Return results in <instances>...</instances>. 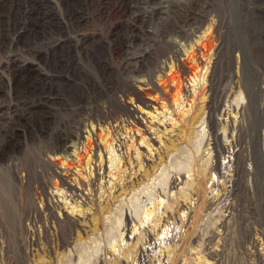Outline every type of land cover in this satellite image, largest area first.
<instances>
[{
    "label": "rangeland",
    "instance_id": "1",
    "mask_svg": "<svg viewBox=\"0 0 264 264\" xmlns=\"http://www.w3.org/2000/svg\"><path fill=\"white\" fill-rule=\"evenodd\" d=\"M178 2L184 6L189 3ZM114 5L116 10L110 13ZM198 8L202 25L187 27L180 33L159 31L154 25L156 15L149 0H68L66 3L16 0L13 14L3 21L0 19V55L8 60L12 53L17 54L16 63L11 62L14 66L0 64V101L9 106L3 111L0 131V136L6 137L5 145L0 147V264H116L115 256L125 257L123 248L133 245L144 228L152 232L154 239L142 245L146 241L142 238L134 247L143 246L142 259L132 252L123 264H172V250L180 247L188 227L192 232L191 243L180 254L179 264H264V0H199ZM19 9L39 10V13L25 12L15 29ZM170 17L171 22L177 19L175 14ZM24 20L28 25L19 39L17 30L25 25ZM206 37L212 44L209 54L202 59L207 63L205 66L201 63V73L186 81L188 97L186 93L174 105L171 101L155 102L162 99L157 83L154 94L147 96L152 106L129 93L130 80L124 72L127 53L151 48L149 73L143 77L148 79L152 72L156 81L167 75L178 78L182 74L181 61L188 63L187 59H191L192 63L201 58L194 49ZM47 48H57L55 61H59V54L73 61V65L77 61L76 70L71 67L70 72L63 73L71 81L66 85L83 84L81 87L89 91L91 95L84 104L78 102L79 98H71L73 105L63 108L60 92L53 93L50 102L43 99L46 88L42 75L50 71L41 57ZM81 48H98L97 60L85 59ZM218 48L225 51L217 56ZM53 68L59 70L58 65ZM213 68L217 80L212 104L219 108L230 103L234 108L244 104L248 137L261 152V167L256 170L252 146L248 145L246 173L238 196L234 193L237 147L231 145V136L224 129V123L231 124L234 119L226 120L220 111L215 114L222 120L218 126L219 140L228 146L218 157L211 135L207 137L206 122L192 125L194 118L207 114L210 92L203 93V98L198 94L202 90L200 85L209 88ZM54 74L56 86L60 87L59 72ZM107 78H113V83L109 84ZM87 79L100 83L98 92L89 89ZM79 91L78 87L74 89L76 94ZM93 97L98 98L97 102ZM25 104H30V109ZM78 107L90 110L89 117L81 115ZM127 111H131V116ZM100 113L110 118L114 139L105 144L94 136L95 145L98 142L100 146L94 147L93 162L86 169L85 162L72 169L73 175L85 184L90 179L94 181L92 187H82L73 176L71 182L88 196L85 200H75L67 183L56 187L59 178L43 149L53 142L59 130H74L76 122L86 117L88 128L77 142L82 149L89 129L93 132L102 128L106 132L109 124L92 118ZM178 113L189 121L177 123ZM114 114L117 120L111 119ZM131 121H136L137 126ZM128 122L133 130H125ZM182 133L191 136V140L184 139ZM60 170V177L66 178L64 170ZM173 173L177 186L171 187L169 178ZM195 176L201 191L187 189L184 196H179L178 207L164 211L169 199L175 198L180 188L186 189L185 181H192ZM40 183L60 203L62 212L80 219L82 225H76L72 235L71 225L60 217V210L56 211L60 221L45 219V200L34 192ZM201 199H207L211 207L201 210L202 217L190 224L189 211ZM158 200L159 208L146 216L144 211ZM120 201L125 206L117 211L115 206ZM130 212L135 218L133 224H137L132 232L128 229L122 233L126 214ZM227 213L231 214L227 226L219 227ZM47 222L50 232L45 230ZM163 223L168 224L166 230L157 236ZM35 232L38 239L33 244ZM48 235L51 242L45 237ZM70 236L69 242L61 246V239ZM211 238L214 240L210 242ZM113 243L119 248L114 254H105L108 248L111 251ZM208 245L216 247L213 253H208ZM48 247L52 249L50 256L46 253ZM104 255L106 261L102 263L99 259Z\"/></svg>",
    "mask_w": 264,
    "mask_h": 264
},
{
    "label": "bare ground",
    "instance_id": "2",
    "mask_svg": "<svg viewBox=\"0 0 264 264\" xmlns=\"http://www.w3.org/2000/svg\"><path fill=\"white\" fill-rule=\"evenodd\" d=\"M67 1L68 0H60V2H62V3H66ZM85 1L89 2V0H85ZM149 1L151 4V9H152L153 13L156 15L155 20H154V18H152V20H154V25L159 29V31H163V32H165V31H173L174 32L175 31V32L180 33V32H184L187 27L194 26V25H197V27H200L202 25L201 24L202 13H201L200 9L198 8V1L199 0H188L189 3L185 6L180 4L178 2V0H149ZM181 1L186 2V0H181ZM15 4H16V0H0V19L2 21L5 18H7L13 14V10L15 9ZM116 8H117L116 5L111 6L110 7V13L113 12L114 10H116ZM25 12L38 14L39 10L33 12V11H27L25 9L24 10L19 9V17H18V20L15 24V29H17L19 24L22 22L20 19L25 17V15H24ZM40 13H42L45 16V13L43 11H41ZM171 14L176 15L177 19H175V22H171V17H170ZM30 23H31V21H30ZM23 24H25V25L22 26V29L17 30V34H18L17 36L19 39H21L22 35L26 31L27 22L24 20ZM202 41L204 43H202L201 45L198 44L199 48L197 46H196L197 48H195V46H194V48H195L194 52L198 53L199 57H201V58H197L196 61H194L192 63H191V59H187L188 63H186L184 60L181 61V63H179V66L182 67V74L178 78L175 77L174 75H167V77H165L163 79L159 78L156 81L153 78L152 72L149 74L148 79L143 77V75L148 72V69L151 65V62L149 63V61H148L150 55L153 53L151 48H147V47L144 49L139 48L138 50L136 49V51L132 50L131 53H129V54L127 53L125 55V58H124V60L126 62L125 66H124V72H125V75L127 76V78H129V80H130L129 93L133 92L136 100H139L146 105L151 104V106H152V103H150V100L147 99V96H152L154 94V90L156 88V83H157V84H159V86L161 88V96H162L161 98L162 99H160L158 101L154 99L155 102L171 101L174 105L175 103H179L180 99L186 93H187V97H188V89L186 88V81L192 79L193 77H195L196 75L201 73L200 64L203 63L202 59H204V57H206L209 54V48L212 45L208 37H206L205 40H202ZM16 49H18V51H24L25 48H16ZM112 49H115V48H112ZM56 50H57V48H47L46 54L43 57H41V61L44 63L45 67H48V70L50 71L48 74H46V76L42 75V79L45 80L44 86L46 88V90L44 92H42L43 99L46 101V103L50 102V101H52V99H54L52 94L55 92H58V93L60 92L61 95L63 96V98H61V103H62L63 108L70 107L73 105L71 98H79L78 102L80 104H84L87 101V97L91 95L89 93V91H87L86 88L83 89L81 87V86L84 87L83 84H79V85L67 84L66 85L67 82L70 83L71 81L63 73V72H67V73L70 72L71 67H73L74 70H76L75 68L78 64L77 61L75 59H73V60H75L74 63H76L73 65L72 64L73 61L72 62L68 61L67 58L64 57L62 54L58 55L59 61H55V51ZM81 51L83 52L85 59L97 60L98 48L94 49V50L90 49V48H81ZM224 51L225 50H223V49L221 50V48H218L217 56L219 55V53H223ZM16 55H17L16 53H12L8 60H5L4 57L2 55H0V64H2L4 67L14 66L11 64V62L16 63ZM206 63H207V61L205 59V63H203V65L205 66ZM54 65H58L59 70L54 69L53 68ZM154 67L155 66H153V68ZM54 72H59V75H58L59 81L62 83L60 87L56 86L55 78L57 77V75L54 74ZM216 80H217V75H216L215 68H213L212 73H211V77H210L209 88L206 90V87L204 86V84L200 85L202 90L198 94L201 96L203 93H206V91L210 92L211 99L207 105V107H208L207 114L199 115L197 118H194L192 125L195 123H198V122H200V125H201L203 122H206V124L209 126V128H208L209 132H207V137L209 134L211 135V137L213 139V142H212L213 146L212 147L215 150V156L218 157L221 154H224L225 151H227L226 148L228 146L225 143L220 142V140H219L218 126L222 123V120L218 119V117H216L215 114L217 111H220V114L223 116V118L225 117L226 120L228 118L234 119V121L231 122V124L230 123H224V129L226 131L228 130V132H226L227 136H231V139H232L231 145H234L235 147H237V152L235 154L236 165H235V178H234L235 179L234 180V185H235L234 193L236 196H238L239 195V186L241 184V180L246 173V170L244 169V161L247 157V150L246 149H247L248 145L252 146V150H253L252 155H253V158L255 161L256 170H259V168L261 167V152L259 150H257V145H256L255 141L251 142V140L248 137L249 128L246 125V123L244 122V118H245V115H244L245 105L244 104L239 103L238 105H236L235 108H234V105L231 103L227 104V106H222L221 108L212 104V99L216 95V86H215ZM85 82L88 84L89 89L91 91H93L94 93L99 91L97 89L100 87L99 82H97V81L93 82L91 79H87ZM107 82H109V84L113 83V78L111 80L107 78ZM63 84H65V85H63ZM76 87H78L80 89L79 93H77V94L74 92V89ZM136 88H138V89H136ZM1 95H2V91L0 88V98H1ZM203 97L204 96L202 95L201 98H203ZM93 98L97 102L98 98L97 97H93ZM25 106L27 107V109H30V104H25ZM112 106L115 107L114 104H112ZM6 108H9V106H4L2 101H0V131L3 129V127H2L3 117L2 116H4L3 111ZM78 109H79V112L81 115L86 114L87 117H89V115L91 114L90 110H85V108L78 107ZM126 114H129V116H131L130 115L131 111H127ZM181 117H182V119H181ZM92 118H94V120H96V121L106 122L107 124H109V126L107 127V129H105L106 132L102 128H100L99 130H97V129L93 130V132H91L89 129V132H90L89 136H88L87 140L85 141L82 149H79L77 142L80 140V138L82 136V131L84 129L88 128V124L86 122V117H81L76 122L74 130H69V129H67L65 131L59 130L55 134V136L53 138L54 139L53 142L50 143L48 146L46 145L45 148L43 149L45 152L47 162H49L52 165V168L55 171L56 177L59 178V183L58 184L56 183V187H59L60 184H66L67 183L70 186V189L72 192L71 193L72 198H74L75 200H78L79 198H82L85 200V198L88 196L84 192V189L82 190V188H80L78 185H76V184L74 185L73 182H71V180H73L72 179L73 176H74V179L77 180L76 183H78L82 187H86V185H89L92 187L94 185V181L92 179H90V182L88 184H85L84 181L82 182L80 179H78V177L73 175L74 173H72V169L76 168L79 165H83L84 162H85L84 168L86 169L87 165H90L93 162L94 154H96V151H94V147L100 146V144L98 142L95 145L94 136L98 137L100 139V141L105 143V144L108 141L112 142L114 139L112 134L114 133L113 131H115V130L112 131V127L110 125L111 123H110L109 117H106L105 115L100 113V114L92 115ZM111 119L117 120L118 116L116 114H114L113 116H111ZM175 119H177V123L179 122L180 125H182L183 123L186 124V122L189 121V119L187 120L186 117H184V115L181 113H178V116L175 117ZM131 122H128L126 124V126H125L126 131L128 129L133 130L134 127L131 124ZM132 123L136 124V126H137L136 121H133ZM198 132H200V130H198L197 133ZM183 134L185 135V133H182V136L184 137ZM205 135H206V132H205ZM186 137H187V135H185L184 139H186ZM1 138L2 139H0V145H1L0 147H3L6 143V137H1ZM188 138L191 140V136L187 137V139ZM158 141H159V143H161L160 139ZM183 141L185 142V140H183ZM207 145H209V142H207ZM179 149H181V147ZM90 153H93L92 158H91ZM195 166L196 165H194V167ZM194 167H192V169ZM214 168H216V166H214ZM60 169L64 170L63 174L66 175V178L60 177V173H61ZM70 169H71V172H69ZM73 172H74V170H73ZM178 173H180V171H178ZM98 174H99V172L97 171L96 176ZM90 175H91V172H90ZM174 175H176V174L173 173V175L170 178L168 176L169 186H171V187H172V184L176 185V176L174 178ZM24 179H25V177L23 176L22 180H24ZM195 180H196V176L193 178L192 181H185V185L187 186L186 189H184V187L180 188L179 191H177V196L175 198H170L169 202L164 205V211H172L173 207H175V206L178 207L179 196H184L187 189L190 191L192 190L195 193L200 192L201 191L200 189H202V188H199V189L197 188L198 182L197 181L195 182ZM199 184H200V182H199ZM132 187H133V189L135 188L134 185ZM34 192H35L36 196L41 195L45 200V219H47V221L51 218H54V219L57 218V220H59L57 217L58 215L56 214V211L60 210V212H61L60 217L63 219V221L66 220L67 223L69 222V224L71 225V228H70L71 235H72V230L76 225H82L79 218H76L74 216H70L68 214V212H66V211L65 212L61 211L62 209L60 208V205H59L60 203L58 204L56 201H54V199L51 197L50 193H48V191L46 190L44 183L38 184L37 187L35 188ZM158 197H159V195H158ZM124 204H125L124 201H120V203L115 206V210L118 211L119 209H124V206H125ZM159 205H160V201L158 200L155 202L153 207L148 208L147 210L144 211L145 215L150 216L153 212H155V210L157 208H159ZM210 207H211V205H209V202L207 199H201L200 202H198V204H196L195 208H193L192 210L189 211L188 219H189L190 224H191V222L194 223L197 220L198 216L201 215V213H199V212H201V210H204V209L207 210V208H210ZM228 210H229V208H228ZM230 215H231L230 213H227L225 217L221 218V220L219 222V227L224 228L225 226H227L228 219H229L228 217ZM201 217H202V215H201ZM190 218H191V221H190ZM134 219L135 218H134L132 212H130V214L127 213L126 214V220H125L123 226L120 225V226H122V230L120 228L119 231L121 230L122 233H125V231L129 229V231L131 230V232H132L134 230L136 224H137V222H134V224H133ZM167 223H163L160 226L159 231L156 233L157 236L162 232V230H164V231L166 230V227L168 225ZM45 230H46V232H48V231L50 232V224L48 222L46 223ZM263 230H264V222H263ZM50 236L51 235L45 236V237H47L48 241L51 240ZM184 236L185 237L182 239V243H181L180 247L178 249L172 250L174 252L173 257L171 258V260L173 261L172 264H179V262L181 260V259L179 260L180 254L182 252H185L186 246L188 245V243H191L190 237L192 236V232H191V230H189V227L186 229V233ZM61 237H63V236H61ZM71 237L72 236L66 238L65 240L62 238L61 242L63 245H61V246H65L69 242ZM59 238H58V240H59ZM142 238L146 239L145 242H142L143 243L142 245H144V243L150 242L152 239H154V235L152 234V232H150V230L148 228H144L141 231V234L135 238L136 241L134 242L133 245L131 244V245H128L127 247L123 248L122 253L125 257H120L119 255H116L115 258L113 259V261H115L116 264H123L126 262V259L129 257L130 254H132V252H136V254H139L138 258L142 259V252H144L143 246H141L140 249L139 248L134 249V247L137 246L138 242H140V240H142ZM36 239H38V235L35 232V237H33L34 241L32 242L33 244L36 242ZM52 239L54 240L53 237H52ZM53 240H52V243H53ZM213 240L214 239L211 238L209 241L211 242ZM209 241H208V244H209ZM214 243H213V245H214ZM55 244L57 245L56 241H55ZM52 246L54 248L53 244H52ZM111 246L113 247V248L111 247L112 248L111 251H109L110 248H108L109 250H107L105 252V254L111 253V252H113V254H114L117 247L119 248L118 244L115 245L113 243V244H111ZM214 248H216V247H214ZM214 248L212 247V245H208V247H207L208 253H213ZM51 251H52L51 247H48L46 253L50 256ZM48 255H47V257H48ZM134 260H135V258L133 259V261ZM99 261L104 263V261H106V255L100 256ZM188 263L185 262L184 264H188Z\"/></svg>",
    "mask_w": 264,
    "mask_h": 264
}]
</instances>
